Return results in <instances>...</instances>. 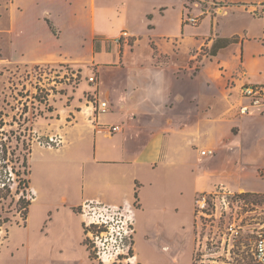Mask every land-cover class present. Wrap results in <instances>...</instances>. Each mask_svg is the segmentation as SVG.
Here are the masks:
<instances>
[{
    "label": "rangeland",
    "instance_id": "374dc122",
    "mask_svg": "<svg viewBox=\"0 0 264 264\" xmlns=\"http://www.w3.org/2000/svg\"><path fill=\"white\" fill-rule=\"evenodd\" d=\"M161 6H166L164 14L158 12ZM181 7H185L182 24L185 25L187 42L184 44H192L183 55L173 46L177 43L170 41L166 46L169 53L158 57L157 63L174 60L189 65L192 67L189 71L191 77L204 65L208 90H213V81L220 73L225 74L220 70L225 66L226 83L232 88L224 90L223 100L231 97L236 104L239 100L237 79L264 83V0H130L129 21L136 29H144L139 15L143 10H149L153 16L146 19L155 25L154 33L163 26L169 31H180ZM186 16L196 17V22H186ZM216 33L221 36L237 34L236 40L243 41L245 74L239 56L235 59L240 52V43L223 51L218 58L208 54L204 43ZM196 36H199L197 41ZM150 46L156 55L159 51L155 44L143 37L133 56L147 58ZM0 48L2 58L6 55V38L0 39ZM221 59L225 62L222 63ZM89 68L88 75L94 76V82H89L91 89L99 90L96 66L91 64ZM102 77L105 82L109 74L104 72ZM81 80L77 67L68 64L0 62V142L7 149L0 163L4 180L10 188V194L0 199L2 218L9 219L2 221L0 217V264H103L90 250V240L85 235L79 214L81 205H73L83 195L103 188L104 182L94 177L107 173L110 170L108 165L96 163L89 155L78 153V138L61 152L42 148H59L67 143L62 129L72 119V113H67V105L73 102V92ZM86 85L83 81L77 93ZM118 85L120 87V82ZM82 99H86L83 108L90 102L95 105L97 101L91 91H84L80 101ZM217 104L209 95L203 109L213 111ZM74 110L79 111L81 107ZM261 122L249 119L243 123L245 132L252 134L255 128L264 130ZM261 142L260 147L251 148L241 170L255 172L264 162V140ZM30 150L28 178L36 190V198L29 205L25 219L18 211V197L21 196L24 202L31 201L35 194L29 184L27 190L22 193V188L17 193L18 176L15 172L22 170V159ZM155 175L154 188L139 190L136 207L135 202H130L136 213L134 253L137 255L131 264H199L202 259L206 264H255L251 248L255 231L264 223V204L256 205L250 216L242 213L238 222L240 233L234 238L227 255L229 246L224 244L225 249L221 250L222 223L214 217L201 219L196 200L190 198V180L184 181L183 175L163 167H158ZM238 179L244 187L252 188L255 183H260L258 177H246L245 174ZM114 194L118 195L117 192ZM112 204L122 205L123 201ZM225 221L231 222L232 218H226L224 225ZM202 253L206 255L202 256ZM112 264L130 263L115 261Z\"/></svg>",
    "mask_w": 264,
    "mask_h": 264
},
{
    "label": "crops",
    "instance_id": "0c3cea01",
    "mask_svg": "<svg viewBox=\"0 0 264 264\" xmlns=\"http://www.w3.org/2000/svg\"><path fill=\"white\" fill-rule=\"evenodd\" d=\"M129 4L130 0H0V39L6 38V55L1 56L0 62L68 64L81 73L82 80L73 92V102L67 105L72 119L67 122L65 118L67 125L62 128L67 143L59 148H42L61 152L78 138L76 151L89 155L96 163L108 165L110 170L94 177L104 182V189L83 195L73 206L78 207L88 200L138 201L141 188H154L158 167L183 175L184 181L190 180L193 201L218 187L236 193L264 194V162L258 165L256 173L241 170L251 148L260 147L264 140V130L255 128L248 134L243 123L259 119L264 124V114L257 108L246 114L239 111L240 87L264 83L237 79L239 100L236 104L231 97L223 100L224 90L232 88L226 83L225 66L220 69L225 74L220 73L213 81V90H208L204 65L191 77L189 65L174 60L157 63L158 57L169 53L166 46L172 40L177 43L173 46L179 53L185 55L189 50L192 42L184 44L187 40L182 24L185 7L180 8V31H169L163 26L154 33L155 25L146 19L153 13L142 11L139 21L143 20L140 22L144 29L138 30L129 21ZM165 9L166 6H161L158 12L164 14ZM123 31L128 32V36H123ZM235 36L238 37L237 34L221 36L216 33L204 45L210 48L217 37ZM143 37H148L159 52L154 55L155 49L150 46L147 58H135L136 46ZM238 43L241 44L240 52L235 59L239 56L245 74L242 40L219 48L215 55L208 54L218 58ZM221 62L225 61L221 59ZM91 64L96 66L99 90H92L87 80ZM104 72L109 74L105 82ZM83 81L87 85L77 93ZM84 91H91L98 100H105L108 109L97 113L91 104L83 108L86 99L80 101V97ZM209 95L216 104L220 101L210 112L203 109ZM75 107L81 110H74ZM115 125L120 126V130H110ZM204 149H212L213 153L202 154ZM244 174L258 177L260 183L252 188L240 185L238 177ZM29 187L35 194L32 203L36 190L30 182ZM135 204L136 207L137 202ZM134 218L136 222L135 211ZM204 262L202 259L198 263L206 264Z\"/></svg>",
    "mask_w": 264,
    "mask_h": 264
},
{
    "label": "built area",
    "instance_id": "2783aa9c",
    "mask_svg": "<svg viewBox=\"0 0 264 264\" xmlns=\"http://www.w3.org/2000/svg\"><path fill=\"white\" fill-rule=\"evenodd\" d=\"M186 22L195 23L196 17L186 16ZM123 36H128V32L123 31ZM88 82H94V76L87 78ZM242 100L239 111L242 114L257 108L264 114V85L263 84H243L239 90ZM90 104L94 111L103 113L108 109L105 100L95 101ZM110 130H120V126H111ZM50 140H53L52 137ZM202 154H212V149L201 150ZM245 193H236L225 187H218L212 191L201 194L197 197L196 203L200 211V217H214L218 223H222V249L227 247V252L233 246L234 238L240 233L242 213L254 212L256 205L264 204V201H254ZM128 201H123L122 205L112 203H101L97 200H88L80 206V216L84 226L86 237L90 240V250L96 255L97 260L103 264L113 262L134 263L136 255L134 253L135 218ZM232 218L231 222L224 220ZM223 220V221H222ZM256 232V233H255ZM253 245L251 248L252 260L255 264H264V223L255 231Z\"/></svg>",
    "mask_w": 264,
    "mask_h": 264
},
{
    "label": "trees",
    "instance_id": "16d2710c",
    "mask_svg": "<svg viewBox=\"0 0 264 264\" xmlns=\"http://www.w3.org/2000/svg\"><path fill=\"white\" fill-rule=\"evenodd\" d=\"M52 30L55 32V29L52 27ZM232 42H236V37H217L210 48H208L207 52L211 55H215L217 50L221 47H224ZM7 153V149L5 147V144L3 142H0V159L5 158ZM22 170H17L15 173L18 176V187L16 189L17 193L19 192V189H22V193L24 190H27L28 184H29V173L30 168L28 164V155L27 157H23L22 163H21ZM3 166L0 163V199H5L10 194V188L8 186V183L5 182L4 178V170L2 169ZM12 171V168L10 169ZM5 191V193L3 192ZM7 192V193H6ZM244 196H247V198L254 200V201H264V194L261 193H245ZM23 198L21 196L18 197L17 205L19 206L18 211L22 213V216L26 219L27 209L31 203V201H25L22 200ZM0 217L2 218V214L0 212ZM5 221H8V217H3Z\"/></svg>",
    "mask_w": 264,
    "mask_h": 264
}]
</instances>
